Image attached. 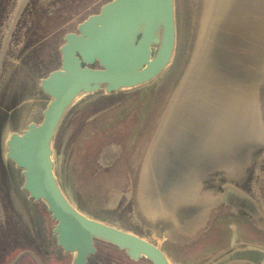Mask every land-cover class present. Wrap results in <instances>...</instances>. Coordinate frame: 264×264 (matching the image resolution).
Segmentation results:
<instances>
[{"label": "rangeland", "instance_id": "1", "mask_svg": "<svg viewBox=\"0 0 264 264\" xmlns=\"http://www.w3.org/2000/svg\"><path fill=\"white\" fill-rule=\"evenodd\" d=\"M107 1L110 0H0V170H5L7 175L4 184L13 185L17 193L23 176L3 156L5 138L31 121H40L49 96L39 82L59 68L58 49L63 36L75 32L83 17L98 12ZM212 2L208 0L207 5L206 0H175L176 41L170 64L145 85L80 95L63 115L52 141L55 176L75 207L89 217L147 238L158 236L153 234L158 226L155 220L166 222L169 237L159 241V245L170 261L180 259L185 264H192L197 258L193 261L190 256L195 251L191 234L187 233L186 237L176 234L173 217L176 203L168 196L169 189L180 190L181 204H197L187 210L189 215L200 213L211 218L217 213L209 209L215 203V199L211 200L220 192L221 185L241 187L251 206L256 205L255 209L244 207L239 213L243 233L264 243V66L255 84L249 130L257 137L243 144L234 164L208 170L207 166L193 167V176L190 166L181 161L176 163V168L184 167L179 169L181 175L168 177L158 187L161 178H157L163 175L157 171L159 164H156L158 127L174 109L175 92L190 89L200 74L205 45L213 38L214 25L217 27L213 17L207 18ZM108 148H115L120 154L112 162L102 163L100 155ZM186 156L183 154L181 160ZM155 169L157 176H149L150 170L155 174ZM140 171L145 172L142 200L137 192ZM148 181L156 185H151L152 191H148ZM0 185H3L1 175ZM157 195L160 200L163 197L164 205L157 206L153 199ZM21 201H26L22 192ZM195 206H204V210H194ZM222 213L225 211L219 209L217 215L224 216ZM178 237L181 243L175 240ZM95 247L87 264H152L145 257L130 259L123 250L103 240H95ZM54 248V264L71 263L73 253L62 254L55 241Z\"/></svg>", "mask_w": 264, "mask_h": 264}, {"label": "water", "instance_id": "2", "mask_svg": "<svg viewBox=\"0 0 264 264\" xmlns=\"http://www.w3.org/2000/svg\"><path fill=\"white\" fill-rule=\"evenodd\" d=\"M173 3L110 0L86 16L75 32L63 36L59 68L40 79V88L49 96L40 121L5 138V157L21 169L22 188L46 204L55 221L57 244L73 253L70 264H87L97 239L123 250L130 259L172 264L159 242L89 217L70 202L54 173L52 141L63 115L80 95L142 86L170 64L176 37ZM238 39L248 38L240 34ZM207 84L203 81L202 86ZM240 203L249 205L245 198Z\"/></svg>", "mask_w": 264, "mask_h": 264}, {"label": "crops", "instance_id": "3", "mask_svg": "<svg viewBox=\"0 0 264 264\" xmlns=\"http://www.w3.org/2000/svg\"><path fill=\"white\" fill-rule=\"evenodd\" d=\"M206 2L208 5V0H206ZM229 7L231 9H227ZM214 10H216V12L212 16ZM208 12L209 15L208 13H206L208 15V16L206 15L207 18L210 19V17H213V20L215 19L213 22L219 24H217V27L214 25L215 28L213 30L214 32L210 31L211 34L212 33L214 34L212 38V40L214 41L213 42L212 40L210 41L209 38L207 44L205 45L206 58H204V61L201 62V69L199 72L200 74L197 77L198 80L196 78V80L193 81L192 84L193 87H191L192 91L189 89H183V90L181 89L180 91L177 90V93L175 92L172 100L174 104V109L170 111L171 113L168 111L169 112L168 116L166 115L165 119L161 122L159 126L160 128H158L157 165L159 164L158 172L159 173L161 172L163 174L161 175V177L159 176L157 178V179L161 178L163 180V181L160 180L159 183L162 184H159L158 187H160V185L162 186L168 177L181 175L182 172L181 170L179 171L180 169L179 167H177L176 169V165L181 163L182 161L181 156L183 154L186 156V153H188L190 156V157L186 156L187 159H184L182 162L183 164L186 163L185 164L186 166H190L188 169L193 167L204 168L203 166H207L206 170L212 167L226 166L228 168L234 164L235 162L234 160L236 159V154L241 151L242 149L241 147L243 146V144H245L247 141L252 142L255 139V137H257V135L255 136L253 130L252 131L249 130L250 128H252V126H250V120H251V111L255 96L254 84H256V82L259 80L261 76L260 70L264 66V30H263L264 0H242V1L213 0L210 11ZM229 16L230 18H228ZM236 16L237 18H235ZM223 17L224 19H221ZM84 18L85 17H83L80 21H82ZM207 24H208V20H207ZM240 34H245V36L248 39H246L245 42L240 41L238 39V36ZM261 39L263 41V44H261L262 43V41H260ZM211 42L213 43L212 46L210 45ZM259 44L261 45V47ZM258 45L263 50V53L262 50L259 49ZM231 46L234 49H232ZM251 46L253 50L251 49ZM257 49H259L260 51H258ZM249 51L253 52L252 55L253 54L255 55H253L252 57L251 54H249L250 53ZM245 56L247 58L252 57L253 59L252 58L247 59ZM254 56H255V60H254ZM250 60H252L253 62L251 61L250 63L249 62ZM256 60L258 61V63H256L257 62ZM251 65L253 67H251ZM249 69H252L253 73L251 72V70L249 72ZM251 73L254 76L253 80H251L253 78L251 76L252 75ZM237 76L238 78H236ZM236 79L239 80L240 83L239 81H236ZM247 80L249 81L251 80L250 82L248 81L249 84L246 82ZM203 81H206L208 84L206 86H202ZM217 85L224 86V89H215ZM242 88L244 90V93ZM226 89H228L229 91H226ZM239 90L242 91L243 95L239 94L241 93ZM225 92H227L228 94H225ZM238 102L241 105L238 104ZM186 103L188 104L186 105ZM169 114H171L170 117ZM237 116L239 117L238 119L236 118ZM181 130L183 131L180 132ZM163 134H165V136ZM223 135L226 138L223 137ZM221 137H223V139ZM217 138H221V140L223 141H220ZM228 138L231 139L229 140ZM227 141L228 143L230 142L231 143L228 144ZM223 142L225 143L223 144ZM160 144L164 146L162 147ZM215 144L216 145L219 144L220 147L218 145L216 147ZM212 145H214L216 149H214L215 147ZM173 147L175 148L173 149ZM221 147H225V148L223 149ZM119 154L120 153L117 152L115 148H108L107 150H104L101 153L100 155L101 162L102 163H106L108 161L112 162L115 156H119ZM161 154L163 156L165 155L166 156L163 157ZM167 157H168V162L165 161ZM177 157L178 159H176ZM191 165L194 166L191 167ZM151 171L152 170H150L149 176L156 177L157 174L155 173L154 175H152ZM176 171L178 172L177 174ZM144 175L145 172L140 171L138 176L139 178H138L137 192L139 195V200H142L140 196H141V192L143 191L142 188L144 184V177H145ZM190 175H193L192 172ZM163 176H166V178L165 177L163 178ZM151 185H152L151 182L148 181V187H149L148 191H152L153 189L152 186L156 187L155 185L152 186ZM220 188H221V190H219L220 192L219 193L216 192L215 198L213 196V199L211 200L213 202L215 199V203L212 204L210 209H217L221 207L224 210H227V214L224 217L214 216L211 217V219L207 218L205 214H202L201 216L200 213L198 215H193V216L189 215L187 210L190 207H194V205L197 204L196 203L181 204V202H179L180 194H178L180 193V190L170 189V192L168 193V196L171 197V200H173L176 203L173 212L174 223L177 229L176 234H178L179 236L184 235V237H186L187 233H189L192 236L191 241L195 251H193L190 254V256L193 261L194 258H197L196 262H193L192 264H264V243L261 242V240L259 239H255V238L252 239L249 237H245L243 233L242 221H239L236 216V214L240 213V211L244 209L243 205L239 206V203H237L238 205L226 204L229 203V201L233 202L239 199L242 200L245 196L243 189H241V187L227 183L222 185V187ZM174 191L177 193H175ZM155 195L156 192L152 196L154 197ZM158 197L157 199L156 198L153 199L157 203V206L159 207L161 202L158 203V201L161 200H158L160 199V197L159 198ZM245 199L249 202L247 198ZM222 202H224V204ZM249 205L251 206L250 203ZM252 207L253 209L256 208L255 203L252 204ZM126 209H128V206H126ZM130 209L131 212L134 211V208H130ZM195 209H200V211L201 210L203 211L204 206H195L194 210ZM165 210L167 212H170L167 208H165ZM155 223L158 226H157V231H153V234L157 233L158 236L156 235L153 237H149V238L145 237V238L151 241H158V242L166 241L167 238L169 237V231H170L168 227L169 225L160 219L155 220ZM222 227H223V231L221 229ZM175 240L177 241V243H181L180 237H178ZM170 262L172 264H185V262L180 259H173Z\"/></svg>", "mask_w": 264, "mask_h": 264}, {"label": "flooded vegetation", "instance_id": "4", "mask_svg": "<svg viewBox=\"0 0 264 264\" xmlns=\"http://www.w3.org/2000/svg\"><path fill=\"white\" fill-rule=\"evenodd\" d=\"M173 2L176 31L175 0ZM3 156L6 158L4 153ZM0 175L3 182V185H0V264H54V241L62 254L71 253L57 244L53 233L55 221L46 204L30 197L22 188V183L18 186V193L13 185L7 184L8 182L4 184L7 176L5 170H0ZM21 192L26 201H21ZM240 202L236 200L226 204L239 203L248 209V205ZM219 209L224 210L221 207L213 210L218 213ZM224 211L222 214L225 216L227 210ZM217 213H214V216L220 215ZM236 216L241 219L239 213Z\"/></svg>", "mask_w": 264, "mask_h": 264}, {"label": "bare ground", "instance_id": "5", "mask_svg": "<svg viewBox=\"0 0 264 264\" xmlns=\"http://www.w3.org/2000/svg\"><path fill=\"white\" fill-rule=\"evenodd\" d=\"M241 1H242V0H241ZM239 3H240V2H239ZM253 3H254V2H253ZM235 8H236V7H235ZM224 9H225V6H224ZM227 9H231V8L229 7V8H227ZM253 11H254V10H253ZM232 12H233V11H232ZM216 16H217V14H216ZM216 16H215V18H216ZM246 17H247V16H246ZM228 18H230V16H229ZM235 18H237V16H236ZM221 19H224V17L221 18ZM221 19H220V21H221ZM236 20H237V19H236ZM213 21H214V20H213ZM216 21H217V20H216ZM216 21H215V22H216ZM226 21H227V20H226ZM217 24H219V23H217ZM213 25H214V24H213ZM223 25H224V24H223ZM232 26H234V25H232ZM230 27H231V26H230ZM213 28H214V27H213ZM218 29H219V28H218ZM220 30H221V29H220ZM220 30H219V31H220ZM263 30H264V29H263ZM219 31H218V32H219ZM222 31H224V30H222ZM212 32H214V31L212 30ZM215 32H216V31H215ZM219 33H220V32H219ZM209 34H210V33H209ZM211 35H212V34H211ZM226 37H227V36H226ZM211 39H212V37H211ZM214 39H215V38H214ZM223 39H224V38H223ZM231 40H232V39H231ZM213 41H214V40H212V42H213ZM224 41H226V40H224ZM260 41H262V39H261ZM260 41H259V42H260ZM212 42H211V44H210L211 46H212V44H213ZM261 44H263V41H262ZM259 45H260V44H259ZM259 45H258V47H259ZM241 46H242V45H241ZM225 47H226V46H225ZM231 47H232V46H231ZM258 47H257V48H258ZM260 47H261V45H260ZM260 47H259V49H261ZM232 49H234V48L232 47ZM251 49H252V46H251ZM259 49H257V50L260 51ZM252 50H253V49H252ZM261 50H262V49H261ZM211 51H212V50H211ZM230 51H231V50H230ZM209 52H210V51H209ZM209 52H208V53H209ZM245 52H246V51H245ZM249 52H250V51H249ZM208 53H207V54H208ZM226 53H228V52H226ZM231 53H233V52H231ZM235 53H236V52H235ZM235 53H234V54H235ZM246 53H247V52H246ZM252 53H253V52H250L249 54H251V56L253 57V55H255V54L252 55ZM254 53H255V52H254ZM257 53H258V52H257ZM262 53H263V50H262ZM236 54H237V53H236ZM258 54H259V53H258ZM258 54H257V55H258ZM224 56H226V55H224ZM247 56H249V55H247ZM245 57H246V56H245ZM252 57H250V58H252ZM256 57H257V56H256ZM260 57H261V56H260ZM205 58H206V57H205ZM246 58H247V57H246ZM250 58H247V59H250ZM229 59H230V58H229ZM229 59H228V60H229ZM252 59H253V58H252ZM256 59H257V58H256ZM243 60H244V59H243ZM254 60H255V56H254ZM205 61H206V60H205ZM251 61H252V60H250L249 62L251 63ZM256 61H257V60H256ZM249 62H248V63H249ZM252 62H253V61H252ZM254 62H255V61H254ZM256 63H258V61H257ZM256 63H255V64H256ZM253 65H254V64H253ZM191 66H192V65H191ZM251 67H253V66L251 65ZM255 67H256V66H255ZM257 67H258V66H257ZM192 68H193V67H192ZM245 68H246V67H245ZM242 69H244V68H242ZM246 69H247V68H246ZM254 69H255V68H254ZM254 69H253V70H254ZM261 69H262V68H261ZM187 70H188V68H187ZM250 70H251V72H252V69H249V72H250ZM255 70H256V69H255ZM260 71H261V70H260ZM260 71H259V72H260ZM189 72H190V71H189ZM199 72H200V71H199ZM247 72H248V71H247ZM255 72H256V71H255ZM255 72H254V73H255ZM185 73H186V72H185ZM252 73H253V72H252ZM252 73H251V74H252ZM259 74H260V73H259ZM259 74H258V75H259ZM236 75H237V74H236ZM236 75H235V76H236ZM251 76L253 77L251 80H253V79H254L253 74H252ZM246 77H247V75H246ZM234 78H235V77H234ZM236 78H238V76H237ZM244 78H245V77H244ZM186 79H187V78H186ZM256 79H257V78H256ZM261 79H262V78H261ZM197 80H198V78H197ZM251 80H250V81H251ZM194 81H195V80H194ZM236 81H239V80L236 79ZM244 81H245V80H244ZM248 81H249V80H247L246 82L248 83ZM250 81H249V82H250ZM261 81H262V80H261ZM239 83H240V81H239ZM239 83H238V84H239ZM195 84H196V83H195ZM241 84H242V83H241ZM245 84H246V83H245ZM248 84H249V83H248ZM184 85H185V84H184ZM236 85H237V83H236ZM254 85H255V84H254ZM259 85H260V84H259ZM192 87H193V86H192ZM187 88H188V87H187ZM238 88H239V87H238ZM258 88H259V87H258ZM191 89H192V88H190L189 90H191ZM235 89H236V87H235ZM242 90H243V88H242ZM191 91H192V90H191ZM239 91H240V90H239ZM240 92H241V93H239V94H242V95H243L244 90H243V93H242V91H240ZM189 93H190V92H189ZM242 95H241V96H242ZM184 96H185V95H184ZM238 96H239V95H238ZM194 97H196V96H194ZM239 98H240V97H239ZM241 99H242V98H241ZM184 100H185V99H184ZM238 100H239V99H238ZM240 102H241V101H240ZM187 104H188V103H186V105H187ZM238 104H240V103L238 102ZM240 105H241V104H240ZM240 105H239V106H240ZM185 107H186V106H185ZM180 108H181V107H180ZM184 109H187V108H184ZM241 109H242V108H241ZM241 109H240V110H241ZM180 110H181V109H180ZM180 110H179V111H180ZM237 110H238V109H237ZM240 110H239V111H240ZM236 113H237V112H236ZM238 114H239V113H238ZM238 114H237V115H238ZM164 116H165V115H164ZM175 116H176V115H175ZM238 116H239V115H238ZM238 116L236 117L237 119L239 118ZM163 120H164V119H163ZM175 120H176V118H175ZM235 120H236V119H235ZM178 121H179V120H178ZM188 122H189V121H188ZM237 122H238V121H237ZM238 123H239V122H238ZM238 123H237V124H238ZM160 124H161V122H160ZM160 124H159V125H160ZM167 124H168V122H167ZM169 126H170V125H169ZM178 126H179V125H178ZM186 126H187V125H186ZM167 127H168V126H167ZM238 127H239V125H238ZM158 128H160V127H158ZM181 128H183V127H181ZM184 128H185V127H184ZM164 130H165V129H164ZM175 130H176V129H175ZM225 130H228V129H225ZM238 130H240V129H238ZM238 130H237V131H238ZM182 131H183V130H181L180 132H182ZM184 131H185V130H184ZM229 131H230V130H229ZM185 132H186V131H185ZM221 132H222V131H221ZM225 132H226V131H225ZM165 133H166V132H165ZM169 133H170V132H169ZM172 133H173V132H172ZM177 133H178V132H177ZM228 133H229V132H228ZM240 133H241V132H240ZM178 134H179V133H178ZM226 134H227V133H226ZM229 134H230V133H229ZM163 135L165 136V134H163ZM174 135H175V134H174ZM174 135H173V136H174ZM217 135H218V134H217ZM224 135H225V133H224ZM224 135H223V137H225ZM239 135H240V134H239ZM239 135H238V136H239ZM180 136H181V135H180ZM218 136H219V135H218ZM228 136H229V135H228ZM3 137H4V136H3ZM223 137H221V138L223 139ZM221 138H217V139H219L220 141H223V140H221ZM225 138H226V137H225ZM159 139H160V138H159ZM163 139H164V138H163ZM213 139H215V138H213ZM228 139H229V138H228ZM230 139H231V138H230ZM230 139H229V140H230ZM154 140H156V139H154ZM160 140H161V139H160ZM168 140H169V139H168ZM237 140H238V139H237ZM240 140H241V139H240ZM245 140H247V139H245ZM245 140H244V141H245ZM163 141H164V140H163ZM173 141H174V140H173ZM211 141H212V140H211ZM217 141H218V140H217ZM167 142H168V141H167ZM167 142H166V143H167ZM212 142H213V141H212ZM215 142H216V141H215ZM218 142H219V141H218ZM158 143H159V141H158ZM161 143H163V142H161ZM173 143H174V142H173ZM210 143H211V142H210ZM219 143H220V142H219ZM224 143H225V142H223V144H224ZM227 143H228V141H227ZM230 143H231V142H230ZM230 143H228V144H230ZM239 143H241V142H239ZM3 144H4V143H3ZM237 144H238V142H237ZM160 145H161V144H160ZM175 145H176V144H175ZM203 145H204V144H203ZM215 145H216V144H215ZM217 145L219 146V144H217ZM217 145H216V147H217ZM157 146H158V145H157ZM161 146H162V145H161ZM163 146H164V145H163ZM163 146H162V147H163ZM171 146H172V145H171ZM173 146H174V145H173ZM206 146H207V145H206ZM209 146H210V145H209ZM212 146H214V145H212ZM222 146H223V145H222ZM234 146H235V144H234ZM4 147H5V146H4ZM162 147H161V148H162ZM168 147H169V145H168ZM214 147H215V146H214ZM216 147H215L214 149H216ZM219 147H220V146H219ZM225 147H226V146H225ZM225 147H221V148L224 149ZM232 147H233V146H232ZM164 148H165V147H164ZM174 148H175V147H173V149H174ZM227 148H228V147H227ZM214 149H213V151H214ZM228 149H229V148H228ZM150 150H151V149H150ZM161 150H162V149H161ZM225 150H226V149H225ZM233 150H234V149H233ZM211 151H212V149H211ZM173 152H174V150H173ZM177 152H178V151H177ZM177 152H176V153H177ZM206 152H207V151H206ZM206 152H205V153H206ZM223 152H224V151H223ZM244 152H245V151H244ZM149 153H150V152H149ZM176 153H175V154H176ZM209 153H210V152H209ZM214 153H215V152H214ZM220 153H221V152H220ZM113 154H114V153H113ZM161 155H162V154H161ZM161 155H160V156H161ZM164 155H165V154H164ZM172 155H174V154H172ZM238 155H239V154H238ZM162 156H163V155H162ZM165 156H166V155H165ZM165 156H163V157H165ZM206 156H208V155H206ZM206 156H205V157H206ZM232 156H233V155H232ZM232 156H231V157H232ZM243 156H244V155H243ZM107 157H108V155H107ZM107 157H106V158H107ZM163 157H162V158H163ZM171 157H172V156H171ZM171 157H170V158H171ZM179 157H180V156H179ZM237 157H238V156H237ZM237 157H236V158H237ZM182 158H183V157H182ZM239 158H240V157H239ZM108 159H110V158H108ZM108 159H107V160H108ZM166 159H167V160H166ZM166 159H165V161L168 162V157H167ZM176 159H178V157H177ZM186 159H187V158H186ZM204 159H205V158H204ZM237 159H238V158H237ZM161 160H162V159H161ZM171 160H172V159H171ZM171 160H170V161H171ZM205 160H206V159H205ZM163 161H164V160H163ZM165 161H164V162H165ZM182 161H183V160H182ZM234 161H235V160H234ZM173 163H174V162H173ZM173 163H172V165H173ZM156 164H157V163H156ZM162 164H163V163H162ZM164 164H165V163H164ZM199 165H200V164H199ZM156 166H157V165H156ZM170 166H171V165H170ZM234 166H235V165H234ZM171 167H172V166H171ZM153 168H154V166H153ZM160 168H161V167H160ZM179 168H181V167H179ZM182 168H184V167H182ZM170 169H171V168H170ZM170 169H169V171H170ZM176 169H177V168H176ZM194 169H195V168H194ZM214 169H215V168H214ZM156 170H157V169H155L154 172H155ZM186 170H187V169H186ZM190 170H191V172L193 171V169H191V168H190ZM190 170H189V171H190ZM196 170H197V169H196ZM196 170H195V171H196ZM202 170H203V169H202ZM225 170H226V169H225ZM157 171H159V170H157ZM160 171H161V170H160ZM179 171H180V170H179ZM197 172H198V171H197ZM199 172H200V170H199ZM155 173H157V172H155ZM195 173H196V172H195ZM167 174H169V173H167ZM194 175H195V174H193V176H194ZM193 176H192V177H193ZM160 177H161V176H160ZM164 177L166 178V176H163V178H164ZM155 179H156V178H155ZM157 180H158V179H157ZM190 180H191V178H190ZM153 181H154V180H153ZM153 181H152V182H153ZM159 181H160V180H159ZM161 181H163V180L161 179ZM190 182H191V181H190ZM190 182H189L188 184H190ZM157 184H158V181H157ZM160 184H162V183H160ZM192 184H193V183H192ZM154 185H155V184H154ZM155 186H156V185H155ZM172 187H173V186H172ZM195 187H196V186H195ZM179 188H181V187L179 186ZM182 188H183V187H182ZM185 188H186V187H185ZM142 189H143V188H142ZM183 189H184V188H183ZM189 189H190V188H189ZM189 189H188V190H189ZM169 190H170V189H169ZM169 190H168V191H169ZM176 190H178V189H176ZM195 190H196V189H195ZM140 191H141V188H140ZM168 191H167V192H168ZM190 191H191V189H190ZM193 191H194V190H193ZM174 192H175V191H174ZM181 192H182V191H181ZM184 192H185V191H184ZM171 193H172V192H171ZM175 193H177V192H175ZM227 193H228V192H227ZM235 193H237V192H235ZM178 194H179V193H178ZM187 194H188V192H187ZM192 194H194V193H192ZM230 194H231V193H230ZM160 195H161V194H160ZM160 195H157V196L160 197ZM188 195H189V194H188ZM226 195H227V194H226ZM226 195H225V196H226ZM235 195H236V194H235ZM239 195H240V194H239ZM194 196H195V195H194ZM219 196H220V195H219ZM154 197H156V196H154ZM184 197H185V196H184ZM186 197H187V196H186ZM188 197H189V196H188ZM191 197H192V196H191ZM230 197H231V196H230ZM237 197H238V196H237ZM140 198H141V196H140ZM192 198H193V197H192ZM228 198H229V197H228ZM228 198H227V199H228ZM240 198H241V197H240ZM143 199H144V198H143ZM156 199H157V198H156ZM162 199H163V197H162ZM162 199H161V200H162ZM243 199H244V198H243ZM158 200H160V199H158ZM224 200H225V199H224ZM230 200H231V198H230ZM233 200H234V199H233ZM239 200H240V199H239ZM177 201H178V198H177ZM228 201H229V200H228ZM240 201H241V200H240ZM141 202H142V201H141ZM159 202H161V201H158V203H159ZM229 202H230V201H229ZM203 203H204V202H203ZM231 203H232V201H231ZM161 204H163V202H162ZM165 204H166V203H165ZM163 205H164V204H163ZM234 205H236V204L234 203ZM237 205H238V204H237ZM160 206H162V205H160ZM166 206H167V205H166ZM239 206H240V204H239ZM248 206H249V205H248ZM243 207H244V206H243ZM251 207H252V206H251ZM145 208H146V207H145ZM145 208H144V209H145ZM155 208L157 209V207H155ZM161 208H162V207H161ZM165 208H167V207H165ZM245 208H247V207H245ZM248 208H249V207H248ZM158 209H159V208H158ZM251 209H252V208H251ZM162 210L164 211V209H162ZM154 211H156V210L154 209ZM165 211H166V210H165Z\"/></svg>", "mask_w": 264, "mask_h": 264}]
</instances>
